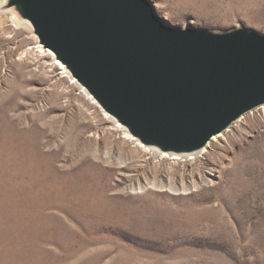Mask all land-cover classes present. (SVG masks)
<instances>
[{"label":"rangeland","instance_id":"obj_1","mask_svg":"<svg viewBox=\"0 0 264 264\" xmlns=\"http://www.w3.org/2000/svg\"><path fill=\"white\" fill-rule=\"evenodd\" d=\"M150 1L173 26L264 34V0ZM30 47L0 11V264H264V105L171 163Z\"/></svg>","mask_w":264,"mask_h":264},{"label":"water","instance_id":"obj_2","mask_svg":"<svg viewBox=\"0 0 264 264\" xmlns=\"http://www.w3.org/2000/svg\"><path fill=\"white\" fill-rule=\"evenodd\" d=\"M130 140L196 154L264 105V34L173 26L150 0H1Z\"/></svg>","mask_w":264,"mask_h":264},{"label":"bare ground","instance_id":"obj_3","mask_svg":"<svg viewBox=\"0 0 264 264\" xmlns=\"http://www.w3.org/2000/svg\"><path fill=\"white\" fill-rule=\"evenodd\" d=\"M15 22H17L16 20H15ZM17 23H21V22H17ZM29 27V26H28ZM29 29H30V27H29ZM30 33H31V29H30ZM34 46H35V49L34 48H31L32 50H34V52L36 51V53L37 54H40V53H42L43 55L42 56H45V55H50V65L51 66H55L56 64H58V66L60 67V69L62 70L61 72L62 73H65V71L63 70V66L59 63V61L54 57V55L48 50V49H44L43 47H42V45L41 44H39L38 43V40H37V38L36 37H34ZM40 53H39V52ZM26 52H29V51H27L26 50ZM36 53H33L34 55L36 54ZM37 54H36V56H37ZM72 80V79H71ZM72 82H73V80H72ZM74 83V82H73ZM74 85L77 87V85H76V83H74ZM80 90V89H79ZM80 91H82V90H80ZM83 92V94L86 96V97H88V98H90L84 91H82ZM91 100V99H90ZM92 101V100H91ZM94 112V111H93ZM87 115H89V114H86V113H84V117L85 118H88L89 116H87ZM107 117V116H106ZM107 118H109V117H107ZM110 119V118H109ZM111 120V119H110ZM111 122L115 125V126H117L112 120H111ZM118 127V126H117ZM119 128V127H118ZM120 129V128H119ZM121 132H123L122 130H120ZM226 131V130H225ZM124 133V132H123ZM219 135H221V133H219V134H217L216 136H214L212 139H211V141L209 142V143H211L214 139H216ZM125 138H129L128 137V135L126 134V133H124V135H123ZM127 136V137H126ZM130 139V138H129ZM141 147V146H140ZM143 148V147H142ZM143 149H146V150H148L147 148H143ZM206 149V148H205ZM205 149H203L202 151H200V152H198V153H202ZM148 151H150L151 153H154V154H157L159 157L160 156H166V157H168V158H170V160H172V162L171 163H173V162H175V160H173L172 158H178V159H183V158H185V159H188V158H190L191 156L189 155V154H185V155H176V154H168V153H163V152H157V151H154V150H148ZM198 153H196L195 155H197ZM185 184V183H184ZM197 182H192V186H197ZM180 186H182L181 188H183V183L180 185Z\"/></svg>","mask_w":264,"mask_h":264}]
</instances>
